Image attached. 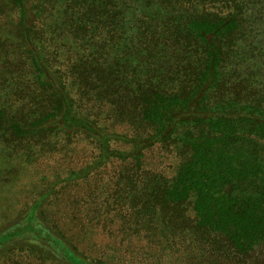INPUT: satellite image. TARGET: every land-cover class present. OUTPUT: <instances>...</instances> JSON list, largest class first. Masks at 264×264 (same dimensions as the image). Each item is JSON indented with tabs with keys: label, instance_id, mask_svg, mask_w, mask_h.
Returning a JSON list of instances; mask_svg holds the SVG:
<instances>
[{
	"label": "rangeland",
	"instance_id": "rangeland-1",
	"mask_svg": "<svg viewBox=\"0 0 264 264\" xmlns=\"http://www.w3.org/2000/svg\"><path fill=\"white\" fill-rule=\"evenodd\" d=\"M176 2L162 0L142 25L139 0H34L42 50L75 98L83 102L88 91L90 110L100 109L98 122L119 135L112 145L116 151L96 161L95 143L83 133L32 135L12 125L30 123L50 103L30 66L21 63L19 7L0 0V237L11 236L0 241V264H264L262 243H253L246 256L225 255L224 243L211 245L187 227L195 215L191 199L163 203L190 155L186 130L178 129L169 143L145 148L140 158L126 155L132 140L147 131L136 112L125 111L124 101L132 103V95L149 85L163 87L166 71L177 80L186 66L198 70L201 49L191 41L178 44L174 32L204 6L207 12L220 7L217 0ZM241 9L233 37L224 44L220 92L233 85L245 92L240 101L262 105L264 0ZM97 64L100 79H116L121 101L101 94ZM78 75L84 80L78 82ZM55 239L63 245L56 247Z\"/></svg>",
	"mask_w": 264,
	"mask_h": 264
},
{
	"label": "trees",
	"instance_id": "trees-1",
	"mask_svg": "<svg viewBox=\"0 0 264 264\" xmlns=\"http://www.w3.org/2000/svg\"><path fill=\"white\" fill-rule=\"evenodd\" d=\"M10 1L19 7L17 28L24 56L21 63L30 66L50 103L30 123L12 125L19 131L26 127L32 135L49 132L70 137L83 133L95 143L96 161L106 159L116 151L112 145L119 135L98 122L100 109L90 110L88 91L84 92L87 97L83 102L75 98L60 70L42 50L37 42L40 32L34 27L40 19L33 10L34 0ZM139 1L143 25L149 10L160 7L162 0ZM217 1L218 10L207 12L209 9L204 6L200 16L174 32L178 44L187 47L191 41L201 49V67L196 71L184 67L177 80L167 78L166 71L161 78L163 87L141 88L132 95V103L129 99L124 101L126 110L117 107V112L133 110L145 123L147 132L139 135L142 138L133 139L126 150V155L133 157L140 158L143 150L154 144L169 143L178 129L186 130L183 136L190 146V155L165 190L162 201L175 206L191 199L195 215L186 226L194 233L204 234L211 245L224 243L220 251L225 255L246 256L253 243L264 247V100L262 105L240 101L245 92L241 95L233 85L226 94L220 90L225 85L221 75L228 52L225 41L233 37L237 12L253 0ZM112 19V15L106 16L107 21ZM97 70L94 79L100 83L101 94L114 102L121 101L124 95L119 93L116 79L109 82L110 76L106 75L100 79L99 71L103 69L98 64ZM76 79L84 80L79 75ZM113 85L116 88L107 93ZM77 104L85 108L80 110ZM10 237H0V241ZM54 242L56 247L63 245L57 239ZM210 247L207 243L211 250Z\"/></svg>",
	"mask_w": 264,
	"mask_h": 264
}]
</instances>
